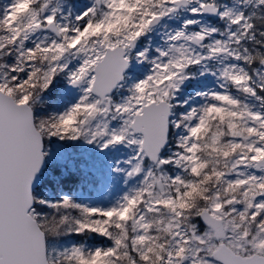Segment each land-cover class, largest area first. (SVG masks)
Masks as SVG:
<instances>
[{
    "label": "snow or ice",
    "instance_id": "6c2138e0",
    "mask_svg": "<svg viewBox=\"0 0 264 264\" xmlns=\"http://www.w3.org/2000/svg\"><path fill=\"white\" fill-rule=\"evenodd\" d=\"M0 264H264V0H0Z\"/></svg>",
    "mask_w": 264,
    "mask_h": 264
}]
</instances>
